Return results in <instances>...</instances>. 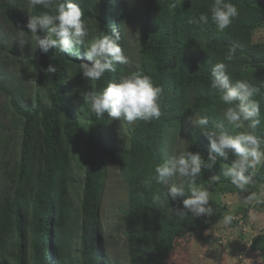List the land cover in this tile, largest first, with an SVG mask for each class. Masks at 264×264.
Masks as SVG:
<instances>
[{"label":"trees","instance_id":"1","mask_svg":"<svg viewBox=\"0 0 264 264\" xmlns=\"http://www.w3.org/2000/svg\"><path fill=\"white\" fill-rule=\"evenodd\" d=\"M181 2L182 5H178V0H144L141 27L132 33L126 28L120 0H78L88 21L89 41L109 34L113 28L121 34L122 49L129 33L137 37H133L140 56L137 68L132 70L117 62L115 72H106L95 82L96 91L139 70L163 88L159 119L137 120L122 129L119 138L125 145L121 147L109 141L114 120L107 114L96 118L85 105L82 94L93 88L80 73V63H91L84 56V46H80L79 55L55 48L43 53L37 48L34 107L14 106L20 116L19 161L8 178L13 194L0 199V264H10L8 257L13 258L14 264H119L104 248L100 220L111 165L126 185L124 233L128 264H187L194 235L207 243L206 233L212 228L213 218L189 216L181 221L172 217L167 208L157 209L152 204V192L160 187L167 191L169 186L153 183L149 191L144 181L168 158L167 141L174 134L183 133L189 117L206 115L210 126L224 123L229 134H236L225 119L228 106L209 87L211 70L218 62L228 65L234 80L245 79L261 87V94L254 97L260 102L261 111L256 134L264 138V41H254L256 30L264 25V0H231L240 14L223 32L211 20L201 25L187 22L194 13L208 12L214 0ZM32 11L38 13L42 9ZM0 14L10 29L30 32L26 27L30 13L21 0H0ZM37 34L44 35L42 30ZM233 46L234 59L226 61V53ZM124 55L131 57L129 53ZM50 64L57 67V72L45 74L43 69ZM3 89L0 84V93ZM15 99L13 95L12 100ZM1 130L7 132L8 128L0 119V152L8 148L2 141L9 138ZM187 134V150L201 152L207 159V138L196 126ZM232 159L218 157L215 167L202 169L198 183L212 191L208 184L213 182L223 195L246 192L223 176L222 169L230 166ZM78 173L83 178L77 191L74 189ZM216 175L220 176L218 182L212 180ZM254 179L264 186V162ZM186 198L170 200L169 206L183 207ZM258 206L264 209V204ZM249 212L245 209L242 221L235 219V223H248ZM230 252L231 256L248 255L253 264H263L264 231L254 235L250 245ZM254 253L257 258L253 259Z\"/></svg>","mask_w":264,"mask_h":264},{"label":"clouds","instance_id":"2","mask_svg":"<svg viewBox=\"0 0 264 264\" xmlns=\"http://www.w3.org/2000/svg\"><path fill=\"white\" fill-rule=\"evenodd\" d=\"M178 5H182L181 0H178ZM37 8L42 11L34 13L32 10ZM27 10L30 15L26 27L30 30L31 40H19L21 47L30 41L32 46L34 42L35 48L43 53L55 48L62 53L79 55L80 46H84V56L91 63H80V73L90 81L93 91L82 95L85 105L89 106V111L96 118H103L107 114L112 120L128 123L159 119L163 88L142 70L120 76L110 81L101 91H96L95 82L101 80L106 72H115L117 62L128 63L119 43V31L113 28L109 34H102L89 41L88 21L78 0H27ZM239 14L240 10L231 0H214L208 12L194 13L187 22L189 25H201L211 20L217 30L223 32ZM38 30H42L44 35H38ZM20 32L26 33L23 30ZM235 52L233 46L226 53L225 60L232 61ZM43 71L45 74H54L57 67L50 64ZM209 87L228 106L225 112L227 124L234 129L244 130L232 135L225 129L224 123H213L210 126L206 115L189 117V121L209 141L207 159L201 152L181 151L158 164L153 174L144 181V187L151 191L153 183L161 186L167 184L169 179H179L180 182H173L167 191L160 187L152 192V204L157 209L167 208L172 217L181 221L189 216L194 219L207 218L216 213V208L210 203L212 197L209 189L198 183V178L204 167L211 169L218 164V157L225 160L233 158L230 166L222 169V173L242 192L252 185L257 175V166L264 162V138L256 134L261 122L260 102L254 99L261 94V87L245 79L234 80L225 62L213 66ZM212 180L218 182L220 176L216 175ZM183 196H187L183 200V207L179 204L169 206L170 200L177 201ZM243 203L264 204V189L249 192ZM249 217L256 219L251 211ZM233 219L229 214L223 217V222L227 225Z\"/></svg>","mask_w":264,"mask_h":264},{"label":"rangeland","instance_id":"3","mask_svg":"<svg viewBox=\"0 0 264 264\" xmlns=\"http://www.w3.org/2000/svg\"><path fill=\"white\" fill-rule=\"evenodd\" d=\"M21 1L27 5V0ZM120 1L124 4L126 28L135 33L141 27L140 19L144 0ZM132 33H129V36L127 35L125 49H122L124 54L129 53L131 57L126 55L128 63L123 65L135 70L140 56L138 46L135 44V38L137 39V37L133 36L135 37L133 38ZM19 40H31V33H21L10 29L2 22L0 14V84L4 86L3 90H7H2L0 93V119L4 127L8 128L7 132L3 130L1 132L9 136L8 139L2 141L8 144V148L0 152V199L5 194H13V186H11L8 178L10 173L11 176L14 174V169H16L19 161L18 125L20 116L14 106L21 105L22 107L33 108L34 98L36 97V78L34 75L37 72V48H35L34 42L32 46L30 41L21 47ZM254 41H264V25L256 30ZM121 44H123V41ZM13 95H15V101L12 100ZM17 117L19 119L16 120ZM132 124L134 125V122L114 120L110 128V143L120 145V147L125 145L122 141L120 143L119 135L122 129H126L128 125L131 126ZM193 126L189 122L183 133L174 134L169 138L167 141L169 156L187 150L189 142L187 132ZM235 131L237 134V129ZM261 165L257 166V170ZM82 178L83 175L78 173L74 190H79L78 187ZM173 182L179 183L180 181L177 178L169 179L166 185L170 187ZM208 187L212 188V191H210L212 201L210 203L216 208V213L211 216L213 218L212 228L206 233L207 243L201 242L198 235H194L193 244L191 243L190 259L187 264H233L235 258L230 255L231 249L250 244L254 235L264 231V209L258 205H245L243 203L244 197L249 192H259L264 189V186L254 179L252 185L243 194L237 191L226 195L219 194L213 182L208 184ZM75 201L77 204V198H75ZM126 205V185L118 170L111 165L109 166L100 207V220L104 231V242L106 243L104 248L106 247L105 250L109 257L113 261H118L119 264H128L124 233ZM245 209L251 211L256 219L252 220L248 216V223L243 222V225H240V223L237 225L235 219L242 221V212ZM229 214L234 219L226 229L223 217ZM252 256L253 259L257 258L255 253ZM180 258L185 257L180 256ZM8 261L10 264H14L13 258L8 257Z\"/></svg>","mask_w":264,"mask_h":264},{"label":"built area","instance_id":"4","mask_svg":"<svg viewBox=\"0 0 264 264\" xmlns=\"http://www.w3.org/2000/svg\"><path fill=\"white\" fill-rule=\"evenodd\" d=\"M233 263L234 264H253L251 258L248 257V255H246V256L245 255L235 256Z\"/></svg>","mask_w":264,"mask_h":264},{"label":"crops","instance_id":"5","mask_svg":"<svg viewBox=\"0 0 264 264\" xmlns=\"http://www.w3.org/2000/svg\"><path fill=\"white\" fill-rule=\"evenodd\" d=\"M192 244H193V242H192ZM192 248H194V247H192Z\"/></svg>","mask_w":264,"mask_h":264}]
</instances>
